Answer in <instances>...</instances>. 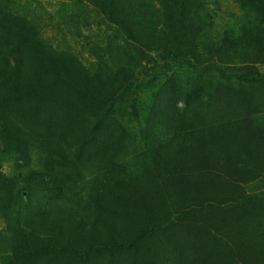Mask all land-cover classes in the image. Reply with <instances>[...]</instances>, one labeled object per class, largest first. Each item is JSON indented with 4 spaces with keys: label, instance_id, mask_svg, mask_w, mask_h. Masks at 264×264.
<instances>
[{
    "label": "trees",
    "instance_id": "16d2710c",
    "mask_svg": "<svg viewBox=\"0 0 264 264\" xmlns=\"http://www.w3.org/2000/svg\"><path fill=\"white\" fill-rule=\"evenodd\" d=\"M89 1L127 59L84 65L57 53L24 20L15 22L12 48L0 34L1 264H85L92 255L123 251L135 239L144 240L147 264H171L177 248L166 234L175 222H167L160 172L190 192L177 226L218 215L221 204L230 202L227 191L215 186L221 183L218 137L195 128L180 107L200 84L188 83L177 97L163 98L172 92L166 89L172 75L157 86L151 77L143 88L156 87L152 98H133L142 50L160 52L196 82L214 73L222 81L264 83V72L254 65L225 64L239 55L224 37L219 44L191 37L206 21L214 22L211 13L221 0ZM239 1L264 16V0ZM248 32L264 65V27ZM223 90L218 87V94ZM204 190L209 199H203ZM238 200L247 209L264 207V196L254 192ZM109 216L127 221L115 229Z\"/></svg>",
    "mask_w": 264,
    "mask_h": 264
},
{
    "label": "rangeland",
    "instance_id": "374dc122",
    "mask_svg": "<svg viewBox=\"0 0 264 264\" xmlns=\"http://www.w3.org/2000/svg\"><path fill=\"white\" fill-rule=\"evenodd\" d=\"M261 14L259 16L255 8L242 5L239 0H221L211 13L215 17L214 22L204 23L203 27L207 29L205 34L201 32L204 30L202 27L193 32L191 37L202 35L216 44L224 37L229 41L231 53L239 55L238 59L228 57L225 64H240L239 68H251L254 65L264 72V65L258 64L256 56L260 55L257 53L258 46L253 47L252 37L248 34L250 29L264 27V16ZM20 20L29 23L57 53L74 57L84 65L91 66L100 60L110 63V59L113 62L127 59L121 49L117 51L116 48L120 47L116 45V35L112 28L106 26L101 10L89 0H0V34L10 43V48L17 41L15 22ZM117 41L124 44L122 40ZM108 42L114 48L110 46L108 50ZM138 59L135 62L142 74L137 76L138 90L133 93V98L143 102L152 98L157 92L156 87L149 90L143 88L147 81H151V77H154L157 86V81H163L165 75H172V78H168L171 86L166 87L170 88L172 94L168 93L163 98L177 97V93L184 92L188 83L200 84L195 95L188 99L189 104L180 107L195 128L218 137L216 159L221 158L218 165L221 183L216 180L213 183H218L215 186L221 187L224 193L226 190L230 199L227 204H221L223 211L218 215L202 214L177 226L175 220L183 217L181 212L188 208L185 204L188 203L190 192L176 187L169 175L162 172L157 175L165 190L167 222L169 217L175 222V226L173 224L166 234L177 248L171 256V264H264V207L247 209L238 200L246 192L264 196V83L222 81L214 73L196 82L195 76L180 73L160 52L142 50ZM172 69L174 73L170 72ZM220 86L224 89V92L219 91L222 95L218 94ZM244 95L250 99L248 103ZM131 103L130 100L129 109ZM254 111L257 114L249 118ZM69 151L75 153L71 148ZM10 163L8 161L4 166L7 174L10 173ZM206 190L202 193L204 200L210 198ZM230 203L233 204L229 208ZM110 218L115 229H120L127 221ZM143 244L144 240L135 239L123 251L92 255L85 264H147ZM201 259H206V262L199 263Z\"/></svg>",
    "mask_w": 264,
    "mask_h": 264
}]
</instances>
